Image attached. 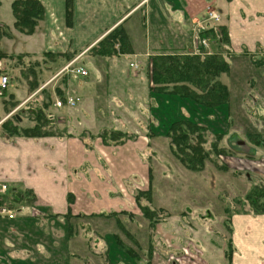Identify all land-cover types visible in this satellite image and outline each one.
Wrapping results in <instances>:
<instances>
[{"label": "rangeland", "instance_id": "1", "mask_svg": "<svg viewBox=\"0 0 264 264\" xmlns=\"http://www.w3.org/2000/svg\"><path fill=\"white\" fill-rule=\"evenodd\" d=\"M0 2L1 16L7 20L10 15V0ZM136 17L139 19L140 12L130 22ZM141 27L138 33L149 31L151 39V24H148L147 18ZM122 29L124 30L123 27ZM99 40L86 53V60L76 61V64H83L87 70L84 77H73L70 71L64 70L62 67L70 61L63 56L55 63L51 61L52 57L45 55L16 56L14 53L7 58L0 57L1 71L8 75L7 89L3 94L5 97L0 96V135H10L6 132V125L2 124L4 121L9 125L23 127L38 117L39 112H43L52 116L50 120L45 117L44 129L49 134L69 131L85 137L87 143L92 145L99 142L114 147L125 144L136 148L141 164L139 178L135 184H130L129 189H124V196L121 195L131 214L93 219L92 222L97 220L98 223L91 227L96 228L101 220L105 221L107 224L104 228L119 235L108 239H117V242L112 241L117 245H130L132 250L128 256L134 255L138 264H148V261L151 264L153 249L156 253L152 254L158 257L156 263L164 264V260H170V249L175 255V252L179 253L183 250L182 246L187 244L191 250L186 260L201 264L205 257L212 260L216 253L210 250L211 247L227 242L228 230L224 217L229 216L232 210L246 208L245 202H242L246 188L223 170L226 165L219 157V154L225 155L230 149L225 146L224 152L217 153L215 146L221 147L217 138L222 134L229 139L232 128L264 129L260 100H253L257 89L264 96V62H258L264 60V54L260 58L259 55L253 58L249 55L228 58L229 72L218 77L227 85L228 100L210 110L197 105L190 98L174 95L171 92L173 84L168 85L171 94L161 97L165 102L161 107V114L164 112L173 118L189 116L205 128L201 145L208 157L203 164L194 166L197 169H191L182 165L175 157L170 138L163 131L166 118L160 123L161 117L155 111L154 96L159 92L153 90L156 87L151 83V58L131 60L138 64L137 68H132L129 65L132 56L101 57L97 52ZM4 46L9 48V43ZM188 51L195 54L193 48L186 49ZM217 51L222 53L220 49ZM193 89L198 94L200 89ZM68 93L79 98L74 107L54 106L56 99H63ZM20 104L22 105L18 107ZM34 124L35 121L32 125ZM112 131L116 133L113 134ZM114 135H117L115 139ZM194 136L195 133L190 136L188 144L196 142ZM229 140L228 145L232 144L233 137ZM148 179L153 186L151 190L147 188ZM6 186V191L0 193L3 196L0 202L12 208L14 217L17 215L22 224L14 228V231L10 230L12 219L0 215L1 243H13L12 248L20 249L15 250L17 253L14 252L12 264H38L34 258L36 251L33 246L39 242L50 243L53 239H56V245L62 246L66 235L64 238L42 232V228L49 229L52 224L30 216L28 204H33V199L27 198L23 202L20 191L19 196H15V192L9 191L8 185ZM136 196L138 204L134 200ZM142 206H147L146 210ZM33 208L35 213L39 211L34 204ZM149 220L158 224L152 225ZM70 223V233L74 230L76 234L71 236V239H75L76 248L81 244L93 246L99 243L97 236L79 235L85 228L84 220L72 219ZM160 228L162 235L157 236L155 231L159 232ZM23 248L28 249V252L21 250ZM83 251H75L78 264L105 260L103 250L90 246Z\"/></svg>", "mask_w": 264, "mask_h": 264}, {"label": "crops", "instance_id": "2", "mask_svg": "<svg viewBox=\"0 0 264 264\" xmlns=\"http://www.w3.org/2000/svg\"><path fill=\"white\" fill-rule=\"evenodd\" d=\"M11 1L8 19H3L0 13V30L5 31L0 36V50L5 53L4 58L14 53L43 56L48 52L52 53L48 57H52L54 63L63 56L73 61V66L84 67L76 61L86 60L89 49L112 28L121 25L130 50L117 55L132 56L130 61L149 59L156 54L186 52V49L193 48L199 23L207 26L204 34L209 38V28L215 35L219 33V26L224 29L227 42L220 44L221 49L227 51V59L243 55L251 58L259 55L260 58L264 54V0H72L69 21L66 0H39L43 16L30 34L14 27ZM207 10L218 13L219 19L207 20ZM139 12V19L136 17L130 22ZM146 18L151 24V39L149 31L138 33ZM8 43L9 48L6 49L4 45ZM255 94L253 100H260L261 115L264 117V96L258 89ZM33 123L34 120L23 127ZM242 129L230 130L232 144L228 145L230 140L220 133L218 141L221 147L230 149L225 155L219 154L226 165L223 170L232 175L234 181L242 183L246 193L254 184L264 185V129ZM7 136L0 135V183L20 191L23 202L27 198L33 199L31 202L39 211L35 213L33 204H28L30 216L52 224L49 229L42 228V232L64 238L66 235L67 238L62 246L56 245V239L33 246L38 264H78L75 251L84 252L90 246L105 252L104 261H89L92 264H138L134 255L128 256L132 250L130 245H117L112 242H117V239H108L119 235L104 228L105 221L101 220L96 228L91 227L98 223L97 220L92 222L93 219L131 214L121 195L124 196V189H129L130 184H135L139 178L141 164L136 148L125 144L114 147L99 142L92 145L85 137L69 131L38 137ZM152 187L148 179L147 188L151 190ZM134 200L138 204L139 200ZM245 205L243 210H232L229 216L224 217L227 242L211 247L217 259L205 257L202 264H264V212H254L248 204ZM79 218L85 222V228L79 235L92 234L98 237L99 243L93 246L81 244L76 248L75 239H71L72 235H76L75 231L70 233L68 226L71 225L70 220ZM11 219L10 230L14 231L22 223L17 215ZM149 221L152 225L158 224ZM161 233V228L159 232L155 231L157 236ZM187 245L182 246L183 250L179 253L174 251L175 255L170 249V260H164V264H201L186 260L191 250ZM12 246L13 243L2 244L0 240V264H12L14 252L17 253L15 250L20 251ZM21 250L28 252V249ZM153 252L156 253V250H151V257L149 253L151 264H158L155 261L158 257ZM79 262L83 263L82 260Z\"/></svg>", "mask_w": 264, "mask_h": 264}, {"label": "trees", "instance_id": "3", "mask_svg": "<svg viewBox=\"0 0 264 264\" xmlns=\"http://www.w3.org/2000/svg\"><path fill=\"white\" fill-rule=\"evenodd\" d=\"M72 0H66V17L69 21L71 15ZM11 11L14 17V27L25 34L34 31L39 19L43 16V6L39 0H12ZM212 28L207 30L211 36L209 38V46L211 50L205 54H193L188 52H167L164 54H156L151 57V83L159 93L154 96L157 104L154 106L155 111L163 119L166 124L163 125L164 133L169 136L173 153L180 163L188 168L197 169L196 165L203 164L204 159L208 157L205 154L202 142L204 135V126L199 125L193 118L189 116H179L176 118L169 117L168 114H161V107L164 100L161 98L167 94H171L168 85L173 84L171 92L181 98H190L197 105H201L206 109H212L219 104H225L228 100V88L225 83L218 79L222 73H228L229 62L227 59V51L220 43L227 42V36L223 28L219 26L218 35L211 32ZM5 31L0 30V36ZM118 47H115V46ZM93 47V46H92ZM91 47V48H92ZM130 45L127 35L120 25L115 26L107 32L97 44V52L101 56H113L120 52H129ZM213 49V50H212ZM221 50V54L217 51ZM189 53V54H188ZM223 54V55H222ZM52 56V53H45V56ZM5 53L0 50V57H4ZM21 56V54H16ZM264 60H259L260 63ZM172 86V85H171ZM200 89L198 94L193 89ZM171 88V87H170ZM169 91V92H168ZM177 93V94H176ZM200 98V100L198 99ZM194 99V100H193ZM199 100V101H197ZM159 113V114H158ZM38 114V113H37ZM168 116V117H167ZM45 117L50 120L51 117L39 112V116L33 118L35 124L29 127H18L14 124L9 125L7 121L2 124L6 127V132L10 135H23L38 137L49 134L45 131ZM111 133H116L112 131ZM195 133L194 144H188L190 136ZM119 134V132H117ZM114 139L117 135H114ZM112 139V138H110ZM219 137L217 138V140ZM188 151H185V150ZM217 153L224 152L223 147L215 146ZM200 168V167H199ZM13 195L19 196V192L10 189ZM138 196L140 195L137 194ZM138 197L136 196V199ZM138 200V199H137ZM254 212H264V185L254 184L245 193L244 200ZM147 206H142L146 210ZM228 256V253H227Z\"/></svg>", "mask_w": 264, "mask_h": 264}, {"label": "built area", "instance_id": "4", "mask_svg": "<svg viewBox=\"0 0 264 264\" xmlns=\"http://www.w3.org/2000/svg\"><path fill=\"white\" fill-rule=\"evenodd\" d=\"M206 19L207 20H214L217 21L219 19L218 14L213 10H207L206 12ZM207 29V26L203 23H199L196 26V34L194 39L193 51L195 54H205L209 52L208 45H209V38L204 34ZM73 61H70L66 65H64L63 69L68 70L72 73V75H80L85 76L87 75V70L81 65H72ZM129 65L132 68H137V63L131 61ZM2 70V64L0 59V96L4 94V91L7 89L8 84V75ZM79 100L78 96L73 95H65L63 99H56L54 101V106L56 107H74ZM49 117H52L49 115ZM7 184L4 182L0 183V193H4L7 189ZM10 191V189H9ZM0 215H3L7 218L14 217V210L7 206L6 203L0 202Z\"/></svg>", "mask_w": 264, "mask_h": 264}]
</instances>
